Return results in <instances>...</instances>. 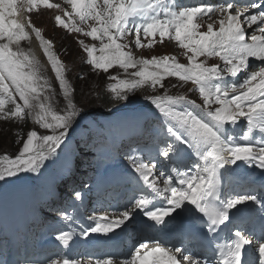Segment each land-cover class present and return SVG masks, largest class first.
I'll use <instances>...</instances> for the list:
<instances>
[{
  "label": "snow or ice",
  "instance_id": "6c2138e0",
  "mask_svg": "<svg viewBox=\"0 0 264 264\" xmlns=\"http://www.w3.org/2000/svg\"><path fill=\"white\" fill-rule=\"evenodd\" d=\"M66 3L72 12L65 11V15L71 17L74 14L81 24L89 20L94 22V25H89V31H84L76 23H65L61 16L55 17L58 26L100 42L97 49L95 45L79 41L89 65L104 73H108L114 64L125 72L141 66V70L131 73L138 79H124L110 85L115 101L126 102L129 93L149 82L153 88L157 85L163 87L161 80L164 76L191 81L203 100L200 105L184 95L145 97L164 117L166 125L165 147L157 149L158 155L169 161L174 157L180 159L185 154L194 155L197 159L186 171L173 167L163 179L161 188L153 175L155 164L149 166L138 155H127L126 159L136 174L132 179L137 183V190L144 192L150 189L149 195L133 199L131 207L126 206V210L115 219L108 216L90 218L95 220V227L82 229L80 235L114 233L121 225L127 227L125 222L130 223L139 213L157 225H167L166 217L176 221L183 217L185 211L192 213L193 218L206 227L208 234H215L221 226L227 228L228 223L259 213L262 221L260 234L257 236L250 230L237 229L228 237L227 243L215 245V261L193 260L190 255H185L186 249L176 244L169 248L154 241L149 247V243L140 241L130 253L131 258L123 264H264V182L259 183V192L257 182L249 180L242 191L234 190L223 197L220 193L221 178L230 171L226 166L238 167V162L243 161L264 170V0H248L239 7L235 6V0H225L220 5L184 6L180 10L163 0H66ZM22 5L23 0H0V40L7 41L0 43V119L24 120L30 116L39 128L51 130V134L38 135L37 130H30L14 157L0 156V181L21 172H37L46 167V161L55 163L59 159L58 150L63 151L67 146L70 129L81 116L72 99L74 90L69 87L64 65L51 50V41L42 37L30 19L27 25L18 19L23 11L31 12L39 5L47 9L59 8L60 5L49 3V0H27L26 6ZM253 9L256 11H250ZM215 13L221 15L219 28L214 30L213 25L208 24L207 31H198L201 25L195 21ZM253 25L256 26L254 29ZM26 26L39 40L67 101L64 114L53 112L51 106L44 102L47 96L44 101L40 100L47 82L41 83L38 61L23 51H14L10 46L29 38ZM248 29H252L251 33ZM133 32L137 48L145 47L141 43V33L144 37L158 34L161 42L165 37L175 40L180 48L186 50L185 55L192 53L188 56L189 63L179 64L174 57L168 56L134 58L130 51H124L128 45L118 42ZM147 47H152L151 42ZM97 51L100 55H96ZM201 56L219 57L223 66L197 62ZM150 65L162 68L163 74L149 71ZM17 97L22 103L17 101ZM33 101L38 103L33 104ZM8 104L13 107L7 109ZM212 104L218 107L213 109ZM242 124L246 130L240 135L234 134V129ZM257 135L261 137L259 142L255 140ZM160 175L166 174L161 172ZM141 182L144 187H140ZM75 196L80 198L81 194L76 192ZM157 197L162 198L161 201L153 204L152 200ZM197 212L201 215L196 216ZM74 235V231H62L56 239L69 246ZM48 264L73 262L70 259H50ZM97 264L101 262L97 261ZM102 264H112V261L106 259Z\"/></svg>",
  "mask_w": 264,
  "mask_h": 264
},
{
  "label": "rangeland",
  "instance_id": "374dc122",
  "mask_svg": "<svg viewBox=\"0 0 264 264\" xmlns=\"http://www.w3.org/2000/svg\"><path fill=\"white\" fill-rule=\"evenodd\" d=\"M47 31H49V30L47 29ZM76 55H78V52H77V49L75 48V45H74V49L72 51V56L70 58H74V56L76 57ZM133 56L136 59H141V54L140 53L133 54ZM76 68L78 70V69H80V66L77 65ZM148 70L152 71L151 68H149ZM158 72L163 74V71H158ZM88 76H89L88 79H86V80H88L87 83L78 82L77 81V86L79 88V93L77 95H78V98H79V100H80V102L82 104L86 103V101L83 98L89 100L91 97L95 96L97 94V92L99 93V91L102 89V87H101L102 81H103L102 78H101L102 75L96 74V75L93 76V74L90 73V74H88ZM73 78H74V74H73L72 79ZM67 79L70 80L71 77L69 76V77H67ZM91 85H93V86H91ZM2 133H4L3 137L1 136L3 138V142L8 147L11 146L10 136L9 135H5L4 131H2ZM3 151H5V150H3Z\"/></svg>",
  "mask_w": 264,
  "mask_h": 264
},
{
  "label": "trees",
  "instance_id": "16d2710c",
  "mask_svg": "<svg viewBox=\"0 0 264 264\" xmlns=\"http://www.w3.org/2000/svg\"><path fill=\"white\" fill-rule=\"evenodd\" d=\"M2 141H0V148L2 147V144H1Z\"/></svg>",
  "mask_w": 264,
  "mask_h": 264
}]
</instances>
